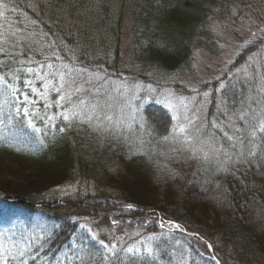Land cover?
<instances>
[{"label":"trees","instance_id":"16d2710c","mask_svg":"<svg viewBox=\"0 0 264 264\" xmlns=\"http://www.w3.org/2000/svg\"><path fill=\"white\" fill-rule=\"evenodd\" d=\"M235 1L0 0L7 38L0 41V75L18 89L13 96L0 83V242L25 251L9 264L264 263V133L256 135L252 158L227 145L222 164L181 175L183 162L165 147L170 114L156 102L142 108L144 135L130 130L115 143L85 122L34 114L30 125L21 107L25 95L26 106L41 105L31 90L41 82L25 86L28 68L61 63L115 77L125 17L137 72L186 67L195 47L216 50L211 16L224 17ZM225 92L235 97L229 107L246 113L244 136L256 97L244 98L233 85ZM151 212L180 230L162 229L156 217L140 221ZM92 233L115 244V255ZM149 234L156 239L151 255L125 251Z\"/></svg>","mask_w":264,"mask_h":264},{"label":"rangeland","instance_id":"374dc122","mask_svg":"<svg viewBox=\"0 0 264 264\" xmlns=\"http://www.w3.org/2000/svg\"><path fill=\"white\" fill-rule=\"evenodd\" d=\"M224 13L219 12L221 15ZM208 25L217 39L214 52L195 47L186 67L167 73H158L155 68H150L141 73L135 70L132 62L133 36L128 18L125 17L120 64L115 77L108 78L99 72L85 73L80 69L74 72V69L61 63L58 68L52 69L39 65L32 68L34 72L25 70L28 74L25 81H31V86L41 82L34 92L41 105L29 107L24 103L21 107L28 108L27 116L32 124L34 114L35 118L40 114L41 118L46 116L54 120L60 117L64 121V115H67L69 119L66 121L85 122L92 129L107 134V138L115 143L117 139L126 137L130 130L138 136L144 135L142 108L153 101L170 114L171 123L164 136L167 137L164 139L165 147L183 162L181 175H193L204 164H222L228 158L227 145L252 158L257 145L256 135L259 133L257 130L253 135V131L264 119V101L260 100H264V0H252L247 5H244L243 0H236L228 14L222 18L211 16ZM108 43L111 44L110 41ZM243 52H246L243 61L232 65ZM58 72L65 73L68 81L60 92L54 90L59 87V77L55 75ZM240 83H243L241 88ZM230 85L236 92H242L244 98L256 97L255 108L250 110L251 116L256 119L244 136L240 130L246 113H237L238 107H229L232 98L235 99L232 92V98L225 92ZM149 87L152 92L148 91ZM77 88L80 91H76ZM61 95L64 96L63 100L60 99ZM168 100L178 106L175 111L178 120L172 118L174 113L167 107ZM177 123L186 126L185 135L176 136L172 133L173 125ZM138 136L132 135L131 138L138 140ZM76 183L72 181L66 188H72ZM113 192L109 189V193L115 195ZM155 215V212H151L140 221L152 220ZM115 224L122 225V222L116 221ZM165 226L175 227L174 224ZM152 237L155 235H144L131 247L145 249L155 242L156 239H150Z\"/></svg>","mask_w":264,"mask_h":264},{"label":"snow or ice","instance_id":"6c2138e0","mask_svg":"<svg viewBox=\"0 0 264 264\" xmlns=\"http://www.w3.org/2000/svg\"><path fill=\"white\" fill-rule=\"evenodd\" d=\"M12 35H15V33H13ZM6 40H7V38L2 33H0V41L6 42ZM3 52H4V49L2 47H0V53H3ZM4 66L6 67L7 65H4ZM48 67L51 68L52 65L49 64ZM34 71L35 70L32 69V68H28L27 69V72H29V73L34 72ZM55 75L59 77V87L55 88L54 90H56L57 92H60L64 88L65 84L68 83V81L66 80V74L58 72ZM41 79H44V77H41ZM0 83H3V84L6 85V88L8 90H10L11 95H13V96L16 95L18 89L14 88L11 84H8L7 80L4 77V75H0ZM25 84H26V86L31 87L32 82L31 81H25ZM47 87H48V85L45 84V88H47ZM31 90H32V92H36L37 91L34 87H32ZM76 91H80V89L77 88ZM148 91L152 92L153 90L149 87ZM60 99L63 100L64 96L61 95ZM137 99H139V97H137ZM27 102H28V98H27V95H25V103H27ZM157 102H159V101H157ZM4 103L7 104V101H5ZM180 104L181 105L183 104V100L182 99L180 100ZM167 107L169 109L173 110L174 114H173L172 118L174 120H178L179 117L177 115H175V111H176L178 106L177 105H173L171 103V101L168 100ZM16 111H17V113L20 111V107L19 106L16 108ZM23 111H24L25 115L29 114V111H28L27 107H24ZM64 119L68 120L69 117L67 115H64ZM185 119H187V117H185ZM241 119H243V117H241ZM251 119L255 120L256 117L253 116V117H251ZM28 123L31 125L32 121L29 120ZM189 124H191V121H189ZM257 130L259 132H261V133H264V119L260 120L259 124L254 128L253 135H255V132ZM36 131H39V129H36ZM61 131H63V130L61 129ZM186 131H187L186 126L181 125L179 123L174 124L173 127H172V133L174 135H176V136L185 135ZM165 139H167V137H165ZM252 154L255 155V153H252ZM129 207H131V206H129ZM113 223H116V222L114 221ZM162 227H163V225H162ZM175 227L179 228L180 226L179 225H175ZM91 235H92V239L93 240H96L97 243H99L108 252H111V253H113V255H115V249H116V245L115 244H113L111 247H109V245L105 244L103 240H98L97 239V234L96 233H92ZM150 239H155V237H152ZM125 251L128 252V253H139L140 249H133V248L130 247V248L126 249ZM144 251L148 255H151L152 252H153V248H152V246L149 245V246L145 247ZM24 255H25V251H24V248L21 245L13 244L12 246H5L4 243L0 242V264H9V260L10 259H12V260L19 259V258L23 257ZM105 259H107V257H105Z\"/></svg>","mask_w":264,"mask_h":264}]
</instances>
